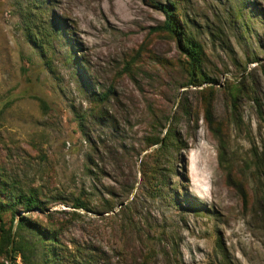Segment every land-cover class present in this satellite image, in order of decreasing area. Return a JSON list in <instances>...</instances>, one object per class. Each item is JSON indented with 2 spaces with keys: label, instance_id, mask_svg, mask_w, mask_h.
Segmentation results:
<instances>
[{
  "label": "rangeland",
  "instance_id": "rangeland-1",
  "mask_svg": "<svg viewBox=\"0 0 264 264\" xmlns=\"http://www.w3.org/2000/svg\"><path fill=\"white\" fill-rule=\"evenodd\" d=\"M169 1L203 47L199 88L184 87L176 41L150 30L166 0H0V176L45 204L15 222L56 232L61 264H264V0ZM206 88L219 132L203 123ZM166 130L151 197L144 140Z\"/></svg>",
  "mask_w": 264,
  "mask_h": 264
},
{
  "label": "trees",
  "instance_id": "trees-1",
  "mask_svg": "<svg viewBox=\"0 0 264 264\" xmlns=\"http://www.w3.org/2000/svg\"><path fill=\"white\" fill-rule=\"evenodd\" d=\"M154 6L163 15L164 21L161 25L150 30L152 33L165 35L176 41L178 50L186 59L185 61L190 70L189 80L184 87L199 88L202 84L208 83L210 80L202 72V65L205 61L203 47L189 33L185 21H181L178 18L175 4L166 0V4H154ZM53 24V33L60 39L66 40L67 48L72 50L73 45L66 38L67 35H70L68 33L62 34V30L58 32ZM32 42L36 47H40L42 44L37 35L33 36ZM198 93L203 98V123L209 130L215 129L216 132H219V128L214 126L212 115L213 88L201 89ZM241 93L242 91L238 87L232 89L230 98L233 105H235ZM107 98L108 96L104 94L98 100L103 101V99L106 100ZM180 112L186 119L192 117L189 109H183ZM169 138H171V134L169 130H166L163 137H151L144 140L143 150L157 147L155 151L144 156L139 168L141 182L147 189L146 193L151 197L156 195L155 185L162 179L160 161L168 157L171 147L168 143ZM109 195H113V193H109ZM72 207L74 210L96 213V210L91 209L81 199L73 200ZM114 207L113 205L105 209V213L113 212ZM130 207L131 204L121 207L117 213L113 214V217L125 216ZM19 210L28 213H41L45 210V204H43L36 192H23L6 182L3 176H0V256L6 260V262H0V264H15L17 256L21 258L22 264H61L60 251H65L67 254L70 252L67 248H61L57 233L41 227L29 218L20 217L15 222ZM173 255L175 256L176 254L174 253Z\"/></svg>",
  "mask_w": 264,
  "mask_h": 264
}]
</instances>
